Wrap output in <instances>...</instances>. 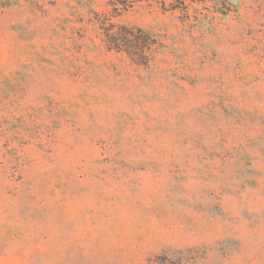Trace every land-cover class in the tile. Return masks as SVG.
<instances>
[{
	"label": "rangeland",
	"instance_id": "374dc122",
	"mask_svg": "<svg viewBox=\"0 0 264 264\" xmlns=\"http://www.w3.org/2000/svg\"><path fill=\"white\" fill-rule=\"evenodd\" d=\"M134 1L149 67L109 0H0V264H264V0Z\"/></svg>",
	"mask_w": 264,
	"mask_h": 264
},
{
	"label": "trees",
	"instance_id": "16d2710c",
	"mask_svg": "<svg viewBox=\"0 0 264 264\" xmlns=\"http://www.w3.org/2000/svg\"><path fill=\"white\" fill-rule=\"evenodd\" d=\"M168 0H160L164 10H180L188 14V6L191 4L206 5L210 0H174L167 5ZM134 0H109L112 7L110 15H103L99 20L103 34V41L109 51L125 53L136 65L149 67L154 61L159 49L157 38L144 28L116 24L113 18L128 11L134 4ZM179 5H182L180 7Z\"/></svg>",
	"mask_w": 264,
	"mask_h": 264
}]
</instances>
